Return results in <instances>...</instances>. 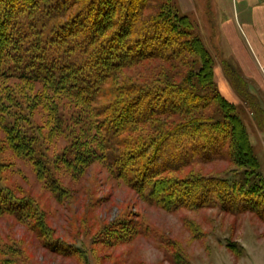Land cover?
Listing matches in <instances>:
<instances>
[{
  "label": "trees",
  "instance_id": "16d2710c",
  "mask_svg": "<svg viewBox=\"0 0 264 264\" xmlns=\"http://www.w3.org/2000/svg\"><path fill=\"white\" fill-rule=\"evenodd\" d=\"M213 63L171 0H0V216L51 238L39 202L8 181L27 178L22 164L59 201L66 178L101 164L167 211L263 205L258 159L214 94ZM214 101L218 119L206 114ZM225 151L232 178L176 176Z\"/></svg>",
  "mask_w": 264,
  "mask_h": 264
},
{
  "label": "rangeland",
  "instance_id": "374dc122",
  "mask_svg": "<svg viewBox=\"0 0 264 264\" xmlns=\"http://www.w3.org/2000/svg\"><path fill=\"white\" fill-rule=\"evenodd\" d=\"M171 3L189 18L212 58L214 94L235 107L264 180V0ZM187 54L201 64L198 55ZM216 107L212 102L206 114L218 119ZM227 152L193 162L176 176L232 178L235 166ZM22 169L26 179L8 181L39 202L51 238H38L22 220L0 216V264H264V204L237 213L220 206L167 211L111 178L101 164L80 179L66 178L68 193L59 201L29 166Z\"/></svg>",
  "mask_w": 264,
  "mask_h": 264
}]
</instances>
